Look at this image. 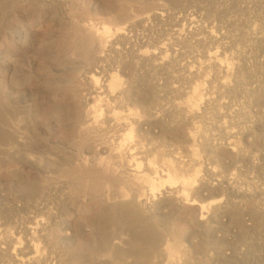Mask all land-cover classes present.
Listing matches in <instances>:
<instances>
[{
	"label": "rangeland",
	"instance_id": "1",
	"mask_svg": "<svg viewBox=\"0 0 264 264\" xmlns=\"http://www.w3.org/2000/svg\"><path fill=\"white\" fill-rule=\"evenodd\" d=\"M126 15L134 19L125 31L128 41L116 42L117 54L99 56L101 40L86 20L107 25L112 43L116 27L128 24ZM155 49L167 59L171 81L131 55ZM0 53L8 58L0 72V115L25 136L8 149L11 157L0 148L1 229L48 213L40 246H78L77 253L93 257L104 237L118 242L112 253L123 258L111 253L100 264H166L167 252L175 264H264V0H0ZM122 63L130 65L128 72ZM95 70L120 81L129 73L130 100L149 98L131 106L139 115L158 98H193L192 88L211 101L188 109L182 129L190 138L172 147L179 146L175 152L188 165L185 177L197 172L198 182L209 185L199 193L191 187V198L218 192L222 201L206 208L203 220L197 205H176L166 222H156L158 232L176 239L161 242L147 259L136 258L150 250L146 242H131L132 229L105 219L113 187L104 169L115 164L106 149H96L109 142L108 99L95 123L101 130L86 128L97 90L88 75L98 77ZM168 82L178 90L174 95L161 91ZM165 117L164 123L179 122ZM119 170L114 177L127 193ZM64 197L72 206L62 204ZM1 263L12 264L9 255Z\"/></svg>",
	"mask_w": 264,
	"mask_h": 264
},
{
	"label": "bare ground",
	"instance_id": "2",
	"mask_svg": "<svg viewBox=\"0 0 264 264\" xmlns=\"http://www.w3.org/2000/svg\"><path fill=\"white\" fill-rule=\"evenodd\" d=\"M156 15L154 17H156ZM159 15L161 14L159 13ZM87 20L86 22H88V26H85L88 27V31L90 29L91 32L97 35L96 37L101 40L102 48L101 54L99 55L101 57L103 56L102 53L104 51H113L117 54V47H114V45H117L122 41H128L125 37V31L130 29V23L134 21L132 16L126 15L124 22L129 25L126 24L119 28L116 27L114 34L116 35L115 37H117V40L114 39L115 42L110 43L113 39L110 37V28L104 23H101L102 25L99 23L100 27L97 26L98 24L96 25V23L95 25H92L93 22L91 24L89 20ZM116 42L118 43L116 44ZM215 47H217V45H215ZM218 47L216 49H218ZM222 48H220V50ZM155 51L156 49L150 52H142L140 50L131 55L137 63H143L144 65L149 66L150 70L153 72H161L170 80V77L166 73L167 59L165 60L164 56H160L161 52H159L160 54H157ZM216 52L217 51L210 53L209 56H216ZM168 55L169 54L167 53V56ZM7 60L8 58L6 54L0 53V72L4 71L3 64ZM121 67L122 70L128 72L130 65L122 63ZM97 71L95 70L98 77L93 73H88V79L91 80L93 87H96L95 89L97 90L93 91L96 94V96L95 94L93 96L95 98L92 100L93 104H91V106L89 104L92 109V111H90L92 115L86 122V128L87 126H95L97 118L102 111L100 103H102L103 98L108 99L110 109L107 112V125L111 128V131L109 128L110 136L109 134L107 135L109 142H107L108 144L105 143L107 144V147L99 144L98 146L96 145L97 150L101 151L106 149L105 151L108 157L112 162L114 160L113 163L115 164L114 167H107V165H105L104 169L106 176L109 179L112 178L111 185L113 187V194L111 197L112 204L107 208L105 219L112 224H123L132 229L136 235L132 236L131 242H146L148 249L150 250H147L143 256L140 253L137 254L136 258L144 257L147 259L149 254H151V251L157 253L161 242H169L176 239L173 236L158 232L156 227L157 221L166 222L171 216H173L172 214L174 213V207L176 205L180 202L197 205L201 211L199 220H203L204 215L202 213L205 209L209 206L218 205L222 201V197L219 196L218 192H207L208 194L205 193V195L203 193L197 201L194 198H191V187H197V192L199 193L202 191H208L209 185L200 181L198 182L196 176L198 174L197 172L193 174L194 176L190 175L193 177H190L188 174L189 177H185V167L188 165L181 160L183 155L180 156L179 154L181 153L178 154L175 152L179 146L175 149L174 147L176 144H174L175 146L172 147L173 143L176 141L179 142L178 140H182L186 142V140L188 141V138H190V134L186 135L182 129L188 120V109L192 108L196 102L201 103L204 101L205 97H203L202 93L197 92L195 88H192L193 93L191 94H195L193 98L187 96V98L181 101L167 100V102H165L167 106L164 102V104L161 103L157 97V100L150 102V110L144 115H139L131 108V106L140 103L139 101L145 102L149 100V98L147 94H144L142 97L138 96L139 101L137 99L135 101L130 100V96L128 95L129 73L128 76L127 74L122 73L125 75V78L123 77V81H120L114 73L107 74ZM169 83L170 82H168L167 86H164L166 87L164 90H161V88L160 90L164 93L166 92L170 95H174L178 90L176 89V86L171 85L172 82L171 84ZM173 98L175 97L173 96ZM88 99H92L91 93L88 94L84 101L86 102ZM208 100L210 101V99ZM208 100H206L207 103ZM209 103H211V101ZM161 116H167L169 119L170 117L177 116L179 122H177V120V123L170 122V124H167L163 122ZM0 119L1 152L3 154L9 153L8 157H11L13 155L11 153L13 152L8 149H17L23 143L25 136H20L17 131L9 129V127L4 124L1 115ZM98 129L101 130V128ZM91 130H93V128H91ZM105 134H107V130ZM159 141H161V143L156 144ZM157 145H164V147H161L162 149L157 151ZM230 148L233 149V147ZM185 149L186 147L182 151H186ZM186 153L187 152H185L184 156H187ZM46 161H48V158ZM61 162V164H65L63 163L65 161ZM116 168L120 169L119 172H123L124 181L129 183V185L127 184L129 186L127 193L124 192L121 187H118L122 180L121 177H114V171H116ZM61 202L64 205L68 202L67 206H72V200H69L67 197L62 198ZM47 214H45L46 217H48L47 221V218L44 219L45 215L44 217H42L43 215L41 217L38 215L39 218L33 216L34 218L28 221H26V219L24 220L25 222L13 221L14 224L10 230H8L9 228H0V264H2V259L5 256L7 257V255H9L12 264H100L104 259L109 258L113 249L116 247V244H118V242H109L108 238L104 237L103 242L97 243L96 247L91 250L95 251V254L91 252V255L94 254L93 257L80 252L77 253L76 250H79L78 246L73 249L65 247L64 245H59L54 248L51 246L42 247L37 241L50 223V214H48L49 216H47ZM112 254L119 258H123L124 256V254L121 253ZM159 254H162V252H159ZM165 255H167L166 264H175L173 260L170 259L173 257L172 254L167 252Z\"/></svg>",
	"mask_w": 264,
	"mask_h": 264
}]
</instances>
